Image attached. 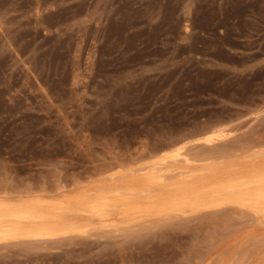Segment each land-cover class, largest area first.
I'll return each mask as SVG.
<instances>
[{"label":"rangeland","instance_id":"374dc122","mask_svg":"<svg viewBox=\"0 0 264 264\" xmlns=\"http://www.w3.org/2000/svg\"><path fill=\"white\" fill-rule=\"evenodd\" d=\"M254 178L264 0H0V264H264Z\"/></svg>","mask_w":264,"mask_h":264},{"label":"bare ground","instance_id":"6f19581e","mask_svg":"<svg viewBox=\"0 0 264 264\" xmlns=\"http://www.w3.org/2000/svg\"><path fill=\"white\" fill-rule=\"evenodd\" d=\"M206 142H211L212 137H207L205 138ZM184 160L187 161L188 157H184ZM162 178H161V182H162ZM242 182V181H241ZM231 182H229L227 184V186L230 185ZM182 186L187 187L188 181H183ZM117 186H111V190L113 188V194L116 195V197H124V195L127 194H133V187L131 185H122L120 186V184H115ZM241 185V190H240V194L241 196H243L244 198H248V199H252L254 200V202H256V199H260L263 198L264 199V178H254V179H246L244 180L243 183L240 184ZM251 187V189L249 188ZM201 196H214L215 195V191L214 189L210 188V189H205L202 191V193L200 194ZM108 200L105 199V196L100 195L98 198L97 203L92 204V206L90 207L91 210H93L95 213L98 214H104L107 212L106 209V205H107ZM264 202V200H263ZM3 207V203L0 202V234H2L5 230V228H7V226L5 224L2 223V221H4L5 218H13V219H22V220H38V219H43L44 216V211L37 208L36 205H22L20 207H18L15 210L9 211L8 213L4 214V212H1V209ZM62 206H59L58 208L61 209ZM262 211H264V205L262 206ZM46 212V211H45ZM34 234L36 235H43V234H48L47 232H43L40 230H36L34 231Z\"/></svg>","mask_w":264,"mask_h":264}]
</instances>
